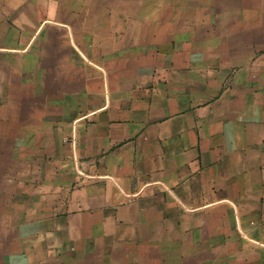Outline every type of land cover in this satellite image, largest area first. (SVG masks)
I'll use <instances>...</instances> for the list:
<instances>
[{"label":"crops","instance_id":"0c3cea01","mask_svg":"<svg viewBox=\"0 0 264 264\" xmlns=\"http://www.w3.org/2000/svg\"><path fill=\"white\" fill-rule=\"evenodd\" d=\"M0 264H264V0H0Z\"/></svg>","mask_w":264,"mask_h":264},{"label":"rangeland","instance_id":"374dc122","mask_svg":"<svg viewBox=\"0 0 264 264\" xmlns=\"http://www.w3.org/2000/svg\"><path fill=\"white\" fill-rule=\"evenodd\" d=\"M15 171H16V170L12 168L10 173L12 174V173H14Z\"/></svg>","mask_w":264,"mask_h":264}]
</instances>
